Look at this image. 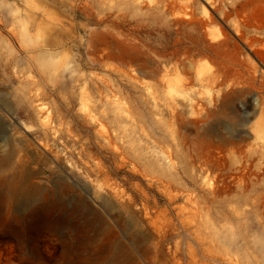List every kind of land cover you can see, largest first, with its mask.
Returning a JSON list of instances; mask_svg holds the SVG:
<instances>
[{
	"label": "rangeland",
	"instance_id": "obj_1",
	"mask_svg": "<svg viewBox=\"0 0 264 264\" xmlns=\"http://www.w3.org/2000/svg\"><path fill=\"white\" fill-rule=\"evenodd\" d=\"M0 264H264V0H0Z\"/></svg>",
	"mask_w": 264,
	"mask_h": 264
}]
</instances>
